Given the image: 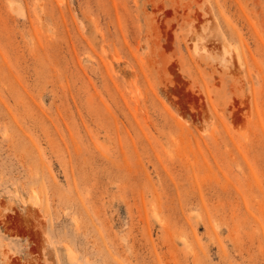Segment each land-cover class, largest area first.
Wrapping results in <instances>:
<instances>
[{
	"label": "rangeland",
	"instance_id": "374dc122",
	"mask_svg": "<svg viewBox=\"0 0 264 264\" xmlns=\"http://www.w3.org/2000/svg\"><path fill=\"white\" fill-rule=\"evenodd\" d=\"M0 264H264V0H0Z\"/></svg>",
	"mask_w": 264,
	"mask_h": 264
}]
</instances>
